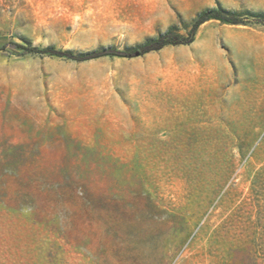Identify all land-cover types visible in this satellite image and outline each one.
Instances as JSON below:
<instances>
[{"label":"rangeland","instance_id":"obj_1","mask_svg":"<svg viewBox=\"0 0 264 264\" xmlns=\"http://www.w3.org/2000/svg\"><path fill=\"white\" fill-rule=\"evenodd\" d=\"M0 264H264V0H0Z\"/></svg>","mask_w":264,"mask_h":264},{"label":"trees","instance_id":"obj_2","mask_svg":"<svg viewBox=\"0 0 264 264\" xmlns=\"http://www.w3.org/2000/svg\"><path fill=\"white\" fill-rule=\"evenodd\" d=\"M216 20L224 24L236 25L241 23V20L236 16V14L228 12L221 7L206 9L201 12L195 19L192 28L189 32L188 38L179 40L178 37H172L171 35H163L155 40H151L142 45L136 46L133 49L119 51L114 48H104L99 51H94L89 54L74 56L67 52H61L54 49H39L31 45L19 46V48L31 54H47V55H56V56H69L77 61H83L88 59H94L99 57H120V58H137L144 56L153 51H159L166 46H179V45H188L193 42L194 36L197 29L204 23Z\"/></svg>","mask_w":264,"mask_h":264}]
</instances>
